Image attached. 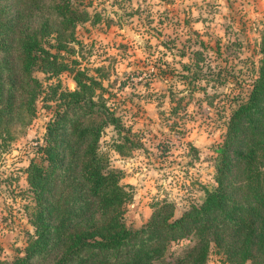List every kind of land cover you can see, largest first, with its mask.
Listing matches in <instances>:
<instances>
[{
  "label": "rangeland",
  "instance_id": "374dc122",
  "mask_svg": "<svg viewBox=\"0 0 264 264\" xmlns=\"http://www.w3.org/2000/svg\"><path fill=\"white\" fill-rule=\"evenodd\" d=\"M71 1L88 20L67 30L52 0H0V17L17 23L0 39L14 47L20 25L31 32L45 22L51 35L45 36L44 46L70 66L56 78L34 73L43 86L35 116L26 124L11 122L13 139L0 140L3 262L24 255L35 234L31 216L37 200L28 169L33 161L42 162L40 149L57 112L66 126L80 117L102 123L106 110L121 119L122 133L105 125L100 150L113 169L124 172L122 183L133 186L125 222L141 230L159 205L173 204L179 219L192 205L203 204L205 189L218 186L220 145L233 111L248 98L259 67L264 0ZM58 45L67 49L58 51ZM4 56L12 58L10 52L0 51V58ZM77 71L102 84L95 104L68 107L62 99L48 100L52 85L75 91ZM257 120L264 123L254 116L244 124L250 128ZM61 130L65 138L67 128ZM244 141L241 138L229 152L224 183L236 200L244 197L246 188L240 182L243 165L233 149L240 151ZM119 143H125L123 155L115 150ZM189 244L187 240L174 244L172 251L184 253ZM208 264L229 263L213 248Z\"/></svg>",
  "mask_w": 264,
  "mask_h": 264
},
{
  "label": "trees",
  "instance_id": "16d2710c",
  "mask_svg": "<svg viewBox=\"0 0 264 264\" xmlns=\"http://www.w3.org/2000/svg\"><path fill=\"white\" fill-rule=\"evenodd\" d=\"M52 1L65 29L72 30L88 20L73 8L71 0ZM15 24L0 17V36ZM15 32L14 47L0 39V51L12 54L11 59L0 58V140L5 143L13 139L11 122L26 124L37 112L43 86L34 73L41 71L56 78L70 69L59 61L60 54L44 46L45 36L51 35L47 23L31 32L20 25ZM55 48L67 49L65 45ZM260 54L248 98L233 111L220 145L218 186L205 189L203 204L192 205L179 219L173 204L159 205L141 230H133L125 222L133 186L122 183L124 172L113 169L100 150L105 125L122 133L121 119L106 110L107 119L102 123L80 117L66 126L57 112L46 145L40 149L42 162L33 161L28 169V182L37 200L31 216L35 234L24 255L0 264H208L213 248L229 264L258 259L264 264V123L251 121L250 128L244 124L254 116L264 120V29ZM74 80L75 91H63L60 83L52 85L48 100L62 99L68 107L95 104L102 84L83 71H77ZM62 126L67 128L65 138ZM241 138L243 146L233 152L243 165L240 182L246 194L236 200L224 183L230 169L229 152ZM125 143L115 147L121 155ZM185 240L190 244L184 253L172 251L174 244Z\"/></svg>",
  "mask_w": 264,
  "mask_h": 264
}]
</instances>
